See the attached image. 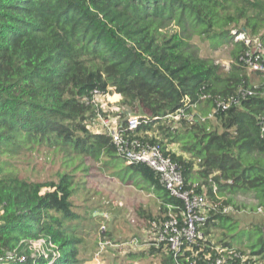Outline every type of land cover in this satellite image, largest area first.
Segmentation results:
<instances>
[{
  "label": "trees",
  "instance_id": "1",
  "mask_svg": "<svg viewBox=\"0 0 264 264\" xmlns=\"http://www.w3.org/2000/svg\"><path fill=\"white\" fill-rule=\"evenodd\" d=\"M232 30L264 45V0H0V264L82 263L75 208L91 168L150 187L152 204L135 209L141 235L122 242L130 264H212L219 254L227 264L244 256L264 264V70L244 65L249 47ZM192 34L212 50L231 46L229 66L200 55ZM259 54L251 58L264 65ZM95 92L119 94L118 109L103 112ZM113 112L128 147L158 145L184 188L205 196L201 238L178 251L156 243L171 218L183 225L184 202L146 162H128L107 131L92 130ZM188 138L206 150L187 157ZM36 153L59 163L55 178L21 174L16 163ZM239 194L262 209L258 221L241 226L227 210L239 209ZM38 239L53 252L31 251Z\"/></svg>",
  "mask_w": 264,
  "mask_h": 264
},
{
  "label": "rangeland",
  "instance_id": "2",
  "mask_svg": "<svg viewBox=\"0 0 264 264\" xmlns=\"http://www.w3.org/2000/svg\"><path fill=\"white\" fill-rule=\"evenodd\" d=\"M171 27L173 30L176 29L175 26ZM190 41L198 47L200 55L212 58L224 67H228L231 63V46L225 45L219 49L212 50L209 48L208 42L200 39L195 34L190 36ZM116 98L117 96L110 95L104 98V101L108 105L110 104L112 108H116L113 105L116 102ZM132 114L136 116L140 115V111L130 113L129 115ZM108 119L117 123L120 117L113 112L108 115ZM211 126L216 127L217 125L212 121ZM92 129L95 130V127ZM188 139H186L187 141L182 140L184 143V155H187V157L190 156L189 153L191 155L195 152L202 154L203 150H206L201 145H192V138L189 139L190 141ZM191 145L192 151L189 150L191 149ZM210 146L214 147L213 144ZM178 147L180 149L182 145L176 146V148ZM209 150L212 149L210 148ZM119 165L121 171L118 175H121L126 180L130 177L131 172H127L128 170L124 168L125 164L122 161ZM16 166L19 168L21 174H28L31 178L43 180L55 178L54 172L59 167V163L57 161H50L42 153H36L28 156L22 162H17ZM87 170L91 172L90 175L92 176L86 179V191L82 194L81 198L76 200L77 206L75 208L79 215V227L82 230L83 237L79 249V258L82 259L81 264H95L96 253L97 258L102 260L103 264H130V260L126 257V254L130 251L129 245L124 243H127L133 232L141 235L140 231L134 227L137 217L135 209L137 210L139 206L147 208L149 204H152V196L149 191L140 188L141 185L145 186V184L135 176L129 179V183L125 184L121 182L123 181L122 179L110 175L109 172L104 173L97 169L93 170V168ZM82 174H85V171L77 172L78 176ZM253 199L247 195L239 194L236 198L239 209H227L239 219L241 226L258 221L263 214L262 209L258 210L259 206H257L256 210H253L255 206L254 202H256ZM100 213H104L106 218L100 217ZM101 224L105 225L107 231L103 232V234L101 231L104 229L100 227ZM105 233L107 235H104ZM103 237L107 240L100 241L99 248L97 242L102 240ZM122 242L124 243L122 244ZM52 249L51 245H43V239L34 240L31 243V251L40 252L45 256L48 253H52ZM134 264L140 263L135 262Z\"/></svg>",
  "mask_w": 264,
  "mask_h": 264
},
{
  "label": "built area",
  "instance_id": "3",
  "mask_svg": "<svg viewBox=\"0 0 264 264\" xmlns=\"http://www.w3.org/2000/svg\"><path fill=\"white\" fill-rule=\"evenodd\" d=\"M234 35V40L242 41L249 47L244 57H241L244 65L249 70H264V65L261 62L253 60L251 56L259 52V56L264 54V45L259 41L257 37L251 38L244 32L231 31ZM257 58V56H255ZM108 94L94 93L92 101L98 104L103 112L116 110L112 106L104 101ZM173 118H178L180 112L176 114H169ZM139 123L137 116H128L126 129H135ZM95 127V132L107 131L117 148L127 158L128 162L142 161L151 166L158 174L159 179L164 188L173 196L182 199L184 202L183 211V225L180 226L177 219L171 218L167 223L169 226V232L156 237V243L159 241H165L168 248L171 251H178L183 240L193 242L195 238H201L202 234L196 230V224L202 222L205 219V210L208 207L207 199L204 195L196 193L192 188H184L183 179L176 164L170 159V157L164 155L158 145L140 147L138 149L134 147H128L126 138L123 137L118 123L108 119L107 116H102L101 113L95 119L91 128ZM260 131L264 134V120L260 122ZM210 207V206H209ZM104 229V225L101 226ZM237 253L234 252V255ZM243 264H253V261L246 256L242 257ZM23 260V257H20ZM95 264H103L102 260L95 258ZM192 264V263H189ZM212 264H227L226 257L223 254H219Z\"/></svg>",
  "mask_w": 264,
  "mask_h": 264
},
{
  "label": "crops",
  "instance_id": "4",
  "mask_svg": "<svg viewBox=\"0 0 264 264\" xmlns=\"http://www.w3.org/2000/svg\"><path fill=\"white\" fill-rule=\"evenodd\" d=\"M113 95H116V96H117L116 101H118V99H120V95H119V94L113 93ZM109 96H110V95H108V97H109ZM111 96H112V95H111ZM115 103H116V102H115ZM113 105L117 107L116 104H113ZM140 188H142V189H146L147 191H150V187H149L148 185H145V186L141 185Z\"/></svg>",
  "mask_w": 264,
  "mask_h": 264
}]
</instances>
